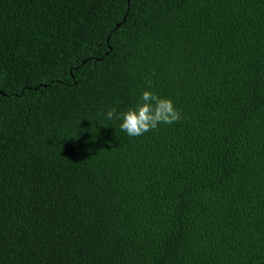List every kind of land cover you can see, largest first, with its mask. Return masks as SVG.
Listing matches in <instances>:
<instances>
[{
  "label": "trees",
  "instance_id": "trees-1",
  "mask_svg": "<svg viewBox=\"0 0 264 264\" xmlns=\"http://www.w3.org/2000/svg\"><path fill=\"white\" fill-rule=\"evenodd\" d=\"M0 264H264V0H0Z\"/></svg>",
  "mask_w": 264,
  "mask_h": 264
},
{
  "label": "clouds",
  "instance_id": "clouds-1",
  "mask_svg": "<svg viewBox=\"0 0 264 264\" xmlns=\"http://www.w3.org/2000/svg\"><path fill=\"white\" fill-rule=\"evenodd\" d=\"M149 88L152 81H147ZM106 117L108 120L120 119V129L129 137H139L145 133L157 129L158 125L173 124L182 118L180 110L176 109L173 102L167 98H161L152 91L145 90L141 94V103L129 108L126 112L117 115L116 108L110 109Z\"/></svg>",
  "mask_w": 264,
  "mask_h": 264
}]
</instances>
